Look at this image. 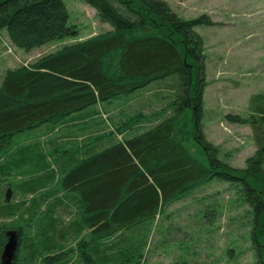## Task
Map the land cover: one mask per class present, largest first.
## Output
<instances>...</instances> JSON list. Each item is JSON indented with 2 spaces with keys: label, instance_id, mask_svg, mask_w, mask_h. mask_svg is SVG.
Returning <instances> with one entry per match:
<instances>
[{
  "label": "trees",
  "instance_id": "trees-1",
  "mask_svg": "<svg viewBox=\"0 0 264 264\" xmlns=\"http://www.w3.org/2000/svg\"><path fill=\"white\" fill-rule=\"evenodd\" d=\"M82 1L110 31L8 70L0 81V182L13 174L28 175L16 187L21 196L30 195L23 203L12 201L6 191L15 193V186L7 182L0 203V257L6 233L16 231L11 264H139L144 239L136 244L135 230L213 179L235 185L253 213L257 245L259 237L264 239V96L252 98L256 151L245 169L230 168L217 159L201 131L204 56L194 29L202 21L182 20L161 0ZM3 30L26 53L77 37L62 0H0ZM165 80L177 85V95L166 109L148 114L145 127L139 112L119 113L109 119L113 129L106 141L90 139L83 152L54 149L59 144L48 133L53 136L67 120L93 127L107 123L95 110L98 106ZM41 128L48 134L42 145L12 147L17 135ZM52 157L57 158L56 172ZM58 192L67 195L71 206L66 239L76 237L75 242L70 237L74 245L65 253L56 247L62 234L58 218L51 213L35 227L39 211L47 205L52 211V196ZM34 228L39 232L35 242ZM257 253L261 257L264 249L258 246Z\"/></svg>",
  "mask_w": 264,
  "mask_h": 264
},
{
  "label": "rangeland",
  "instance_id": "rangeland-1",
  "mask_svg": "<svg viewBox=\"0 0 264 264\" xmlns=\"http://www.w3.org/2000/svg\"><path fill=\"white\" fill-rule=\"evenodd\" d=\"M161 1L182 20L203 23L194 29L202 40L204 56L201 131L205 141L217 150L221 163L243 170L256 151L251 121L256 113L252 98L264 96V0ZM62 2L68 14V25L75 27L77 37L53 40L26 53L10 43L4 30L0 31V75L28 66L63 46L111 30V26L101 23L96 12L82 0ZM177 92V85L165 80L98 106L95 110L110 128L107 123L86 128L88 140L96 142L101 138L102 143L111 138L113 125L109 124V119L119 113L139 112L143 120L141 127H145L148 114L166 109ZM42 129L45 128L17 135L12 147L16 149L35 141L42 145L48 134L52 138L51 132L47 134ZM28 178V175L13 174L7 181L0 182V203L7 182L17 188L16 184ZM234 187L213 179L191 191L185 199L164 207L154 220L136 229V244L144 239L139 264H264V253L261 257L257 253L258 246L264 249V239L259 237L257 245L254 243L253 213ZM28 198L30 195H14L10 199L22 202ZM51 213L50 205L41 208L35 227L40 226L39 222L48 221ZM35 233L39 232L34 228L31 232L34 242L38 240ZM73 251L69 250V260L75 257ZM72 264L85 263L80 260Z\"/></svg>",
  "mask_w": 264,
  "mask_h": 264
},
{
  "label": "crops",
  "instance_id": "crops-1",
  "mask_svg": "<svg viewBox=\"0 0 264 264\" xmlns=\"http://www.w3.org/2000/svg\"><path fill=\"white\" fill-rule=\"evenodd\" d=\"M2 76L3 75H0V81ZM88 112L89 111H85L81 113L80 116H83L85 113ZM92 126H87V123H84V121H76L73 119L67 120L64 124H62V126H60L57 130L54 131L52 138L53 137L56 138V143L57 145L59 144V148H54V149L59 150L60 148L63 147L64 148L66 147L67 149L73 147V150L75 148H78V151L83 152V150L86 149L85 145H87V143L89 142L88 136L86 135L87 133L86 128ZM96 127H98V124L96 125ZM53 151L54 150H52V152ZM67 153L68 151H66L65 154ZM56 162H57V158L52 157V170H54L55 172L56 169L53 165ZM11 190H12L11 188H8V190L6 191V195L8 198H11L14 195L21 196L20 192L16 193V190H18V188H15V193L12 194L10 192ZM66 199H67V195L62 192H58L56 194H53L52 196V214L53 216L58 218L59 223H62V225L60 224L61 226H59L61 227V229H59L60 231L58 230L59 232L62 233L59 236L60 243L56 245L57 248L59 249L61 248L62 250L59 251V253H65L66 251L64 250L70 248V245H74L76 239L75 236H70L73 237V239L75 238L74 242L72 241V244L70 243L71 240L70 237L66 239V237L70 233V229H69L70 220H73L72 216L70 217L69 215V208L71 206H69V203Z\"/></svg>",
  "mask_w": 264,
  "mask_h": 264
},
{
  "label": "water",
  "instance_id": "water-1",
  "mask_svg": "<svg viewBox=\"0 0 264 264\" xmlns=\"http://www.w3.org/2000/svg\"><path fill=\"white\" fill-rule=\"evenodd\" d=\"M7 242L5 243L0 261L1 264H11L18 246V234L16 231H9L6 233Z\"/></svg>",
  "mask_w": 264,
  "mask_h": 264
}]
</instances>
